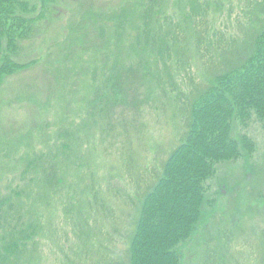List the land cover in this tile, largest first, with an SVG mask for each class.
Masks as SVG:
<instances>
[{
    "label": "rangeland",
    "instance_id": "374dc122",
    "mask_svg": "<svg viewBox=\"0 0 264 264\" xmlns=\"http://www.w3.org/2000/svg\"><path fill=\"white\" fill-rule=\"evenodd\" d=\"M140 1L146 5L138 6ZM219 1L49 0L42 15L37 4L36 14L42 18L32 21L33 32L20 44L16 59L25 63L41 56L42 61L0 86V200L8 196L11 203L12 192L18 190L25 205L19 208L33 212L15 210L14 218L23 227L42 221L25 247L39 249L36 264H128L139 200L180 144L190 102L221 72L217 49L234 62L245 53L241 46L250 35L245 12L255 10L254 2L223 0L220 6ZM206 4H211L206 14L197 18ZM190 9L196 12L190 25L176 22L185 21ZM140 16L147 18L145 27ZM184 29H201L199 43L195 40L199 46H191L190 30L185 35ZM152 36L165 46L178 41L187 55L172 67L163 58L160 65L167 69L159 71L155 82L149 76L141 86L139 57L133 51L148 50ZM69 41L79 48L73 45L71 50ZM123 51L131 53L127 71L117 70L111 58ZM61 54L67 55L62 56L65 66L56 64ZM113 72L114 84L104 86ZM87 91L90 104L82 98ZM67 92L73 95L70 101L63 98ZM34 99L42 103V113L43 104L47 107L40 128L33 114L40 113L28 102ZM77 107L84 115L77 114ZM81 117L89 119L86 128L73 130L71 125L75 128ZM84 132L90 137L78 141ZM243 134L253 138L255 150L216 164L215 174L205 182L196 231L181 246L180 264H264V129L254 117L247 127L234 122L232 136ZM25 154V165L18 164ZM37 162L50 168L51 181V172L57 170L64 181L58 191L57 186L42 188L34 178ZM10 203L0 205L4 227L15 224L4 214L16 209ZM9 242V234L0 230V250Z\"/></svg>",
    "mask_w": 264,
    "mask_h": 264
},
{
    "label": "trees",
    "instance_id": "16d2710c",
    "mask_svg": "<svg viewBox=\"0 0 264 264\" xmlns=\"http://www.w3.org/2000/svg\"><path fill=\"white\" fill-rule=\"evenodd\" d=\"M252 1L255 10L248 12L247 9L245 12L249 23L248 32H250V35L247 34L246 42L241 46V50L245 53L242 54V52V58L234 62V58L229 61L231 58L223 57L220 47L217 49L219 60L216 62L223 63H221L222 65L218 64L220 66L216 65V68L221 69V72L218 73L217 71V74L208 80L210 81L208 88L196 95L190 102L186 130L180 144L163 163L159 178L156 182L154 181L139 200L140 207L137 208V217L129 238L128 264H180L182 261L181 246L192 239L196 231L206 198L207 187L205 182L215 174L216 164L249 156L255 150V141L251 136L249 137L247 134L239 137L232 136L234 122H238L242 127H247L252 117L259 121L264 129V0ZM48 3L49 0H40L36 3H31L29 0H0V86L9 76L21 71L33 70L41 63V56L25 63L19 62L16 56L19 53L20 44L28 39L33 32L35 19L42 18L40 15ZM145 3L146 1H140L138 6H145ZM37 4L40 8V15L38 16L36 14ZM218 4L222 6L223 0H220ZM210 5L206 4L202 9L203 13L200 14L198 11L199 14L196 17L206 14ZM230 6H233L232 2H230ZM213 7L217 9V5H213ZM148 10L150 12L152 7L150 6ZM191 13L196 12L190 9L188 14H184L185 21L176 20V22L190 25L193 21ZM140 17L143 27H145L148 24L147 18L145 16ZM184 30L186 35L190 29ZM200 32L201 29L200 31L190 30L188 32L191 35L188 38L189 42L191 41V46L192 44L199 46L195 40L199 43L197 36ZM73 42L69 41L67 46L71 50L73 45L79 48L80 44ZM178 43V41H174L171 45L165 46L158 42L157 37L152 36L146 43L148 50L133 51V53H137L135 57H139L137 65L140 66L138 76L141 78L139 80L141 86L146 85L149 76L155 82L159 71L167 69V67L160 65L163 58H166L169 62L168 65L172 67L182 60L184 55H187L186 47H182ZM150 48L154 52H151ZM155 52L157 53L156 56L153 54ZM130 54L125 51L111 54V58L119 67L117 70L127 71L129 69L128 66L126 67V61ZM62 56L67 57V55L61 54L59 59L56 58L55 60L57 65L63 66L65 64L66 57ZM211 59L213 58L211 57ZM213 60L215 61V59ZM110 75L113 77L109 76L106 79L110 84L105 81L103 82L104 86L109 87L108 85L114 84V72ZM63 78H60V81ZM88 93L87 91L86 96L82 98L86 97L88 104H90ZM63 98L70 101L73 95L71 92H67V94H63ZM28 102L29 105L34 104L36 107L33 109H37V113H40V116L33 113L34 125H37L41 122V116L44 119L47 107L43 104L42 113L40 109L42 103L39 102V99ZM82 102L83 99H80L79 103L82 104ZM78 113L84 115L80 109ZM82 119L76 123L75 128L71 125L73 130L86 128L89 119H83L82 124L85 127L81 126ZM40 125L38 124L39 128ZM89 132L91 131L89 130ZM86 135L90 137L91 133L84 132L77 137V140L81 141V138ZM25 156L26 154L17 160L18 164H24ZM29 163L30 161H28ZM41 163H36L34 178L38 177L42 188L50 190V188L53 189L57 186L58 191L59 186H62L64 181L62 182L55 169L50 174L55 181H51L48 178L50 168L42 167ZM12 194L14 195L11 198V203L8 196L3 201H8L10 205L15 204L16 209H10L8 213L4 214L6 218L12 217L15 224L7 222L4 227L2 214L0 215V230L3 233H8L10 238V242L2 246L0 250V264H36L40 260L39 249L25 247L33 239L34 233L36 232L35 236L38 234L42 221L23 227L24 222L21 223L18 216L14 218L15 215L13 214V211L23 209L19 208L21 205L25 207L23 198H21L22 193L17 190L16 193L13 191ZM261 197L264 198V192ZM3 201L0 200V205L4 203ZM1 209L0 207V212ZM6 210L8 209L6 208ZM23 212L30 215L33 211L23 209ZM20 214L22 219V212ZM23 220L25 221V218ZM13 226L15 229L9 232ZM35 236L34 238L37 240Z\"/></svg>",
    "mask_w": 264,
    "mask_h": 264
}]
</instances>
